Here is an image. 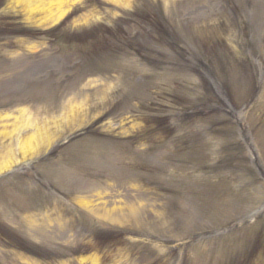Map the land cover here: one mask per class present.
Here are the masks:
<instances>
[{
    "label": "rangeland",
    "instance_id": "rangeland-1",
    "mask_svg": "<svg viewBox=\"0 0 264 264\" xmlns=\"http://www.w3.org/2000/svg\"><path fill=\"white\" fill-rule=\"evenodd\" d=\"M0 24L45 33L0 36V264H264V0Z\"/></svg>",
    "mask_w": 264,
    "mask_h": 264
},
{
    "label": "trees",
    "instance_id": "trees-1",
    "mask_svg": "<svg viewBox=\"0 0 264 264\" xmlns=\"http://www.w3.org/2000/svg\"><path fill=\"white\" fill-rule=\"evenodd\" d=\"M5 25V24H4ZM2 25L0 24V36H4V37H8V36H32V35H39L42 34L43 32H34L31 29H23L20 28L19 24H12V25ZM45 33L42 34V36ZM8 35V36H7ZM24 249L26 250V252L28 251H33L35 252L33 249L30 250V248L28 247H24ZM31 254V253H30ZM34 254L37 255V253L35 252Z\"/></svg>",
    "mask_w": 264,
    "mask_h": 264
},
{
    "label": "bare ground",
    "instance_id": "bare-ground-1",
    "mask_svg": "<svg viewBox=\"0 0 264 264\" xmlns=\"http://www.w3.org/2000/svg\"><path fill=\"white\" fill-rule=\"evenodd\" d=\"M1 167V166H0Z\"/></svg>",
    "mask_w": 264,
    "mask_h": 264
}]
</instances>
